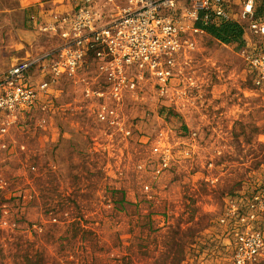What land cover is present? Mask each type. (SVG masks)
<instances>
[{"label":"rangeland","instance_id":"rangeland-1","mask_svg":"<svg viewBox=\"0 0 264 264\" xmlns=\"http://www.w3.org/2000/svg\"><path fill=\"white\" fill-rule=\"evenodd\" d=\"M240 23L236 40L196 33L164 85L148 76L118 104L85 96L86 69L0 121V264H232L220 218L264 185V82L239 52L261 37ZM60 42L38 35L33 55ZM1 46L4 71L24 57L23 40Z\"/></svg>","mask_w":264,"mask_h":264},{"label":"built area","instance_id":"built-area-1","mask_svg":"<svg viewBox=\"0 0 264 264\" xmlns=\"http://www.w3.org/2000/svg\"><path fill=\"white\" fill-rule=\"evenodd\" d=\"M258 3L264 7V0H78L69 10L53 12L41 27L61 38L54 50L22 59L0 74V121L13 122L41 95L51 99L60 77L86 69L96 77L80 78L82 92L105 107L118 104L123 90H136L148 76L164 85L175 59L195 48L196 33L243 18L249 19L250 30L261 42L239 52L257 82H264V21L253 16ZM35 68L41 79L32 76ZM260 214L264 185L249 195L237 191L229 199L220 222L234 232L229 244L232 264H253L262 257Z\"/></svg>","mask_w":264,"mask_h":264},{"label":"crops","instance_id":"crops-1","mask_svg":"<svg viewBox=\"0 0 264 264\" xmlns=\"http://www.w3.org/2000/svg\"><path fill=\"white\" fill-rule=\"evenodd\" d=\"M48 1L0 0V74L4 72L5 55L4 48L1 45L6 34L24 41L25 46L20 51L15 52L16 54L21 51L24 52V57H20L18 60L31 57L33 56V50L31 49L33 41L38 35L54 36L47 32L44 33L41 30L42 25L50 20L53 12L69 10L72 3H74L73 0H62L61 3L56 4L55 1L48 4ZM235 22L241 24L240 20ZM13 55L15 54L13 53Z\"/></svg>","mask_w":264,"mask_h":264},{"label":"trees","instance_id":"trees-1","mask_svg":"<svg viewBox=\"0 0 264 264\" xmlns=\"http://www.w3.org/2000/svg\"><path fill=\"white\" fill-rule=\"evenodd\" d=\"M205 30L222 41L236 40L242 35L241 25L231 21H225L217 26L213 24L208 25L205 27Z\"/></svg>","mask_w":264,"mask_h":264}]
</instances>
